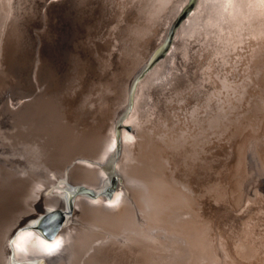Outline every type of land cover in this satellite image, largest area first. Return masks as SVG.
I'll use <instances>...</instances> for the list:
<instances>
[{
	"label": "rangeland",
	"instance_id": "374dc122",
	"mask_svg": "<svg viewBox=\"0 0 264 264\" xmlns=\"http://www.w3.org/2000/svg\"><path fill=\"white\" fill-rule=\"evenodd\" d=\"M69 2L0 0V96L41 90L48 73L62 68L56 53L49 50L52 38L69 45L73 54L67 56L64 47L59 49L70 65L68 75L63 74L66 79L58 78L57 89L67 93L72 90L67 85L81 82L74 104L66 111L72 127L64 138L58 129L53 130L55 138L43 137V157H31L17 148L0 158V218L14 222L24 210L41 203L52 210L44 218L61 213L62 224L73 212L69 233L106 239L112 250L103 255L106 264H264V0H195L157 60L191 0H84L60 13ZM43 17L49 24L44 32L38 21ZM77 44L89 45L86 54ZM135 78L139 79L132 89ZM54 113L59 114V109ZM116 121H120L117 159L123 155L125 140L129 156L146 179L134 183L137 191L130 205L137 214L130 210L125 214L132 227L114 228L116 224L109 222L112 212L88 192L66 198L67 205L73 203L72 212L53 210L52 205L63 199L55 200L62 196L58 190L46 193L55 184L48 185L51 178L74 180L72 190L100 188L102 197L112 199L123 172L108 166L112 177L103 187L99 171L69 170L89 158L67 160L84 151L93 154L95 138L108 158ZM13 144L12 139L10 148ZM103 162L94 160L98 166ZM66 168L67 176L51 175ZM93 182L97 184H89ZM19 204L23 208L12 211ZM113 212L119 219L122 209ZM51 219L44 222H54ZM74 243L70 253L62 243L49 250V254L63 253L55 264L80 261L83 247L77 240ZM102 246H107L105 241L98 245ZM97 256L94 264H101Z\"/></svg>",
	"mask_w": 264,
	"mask_h": 264
},
{
	"label": "bare ground",
	"instance_id": "6f19581e",
	"mask_svg": "<svg viewBox=\"0 0 264 264\" xmlns=\"http://www.w3.org/2000/svg\"><path fill=\"white\" fill-rule=\"evenodd\" d=\"M84 0H70L68 5H64L65 7L60 10V13L63 12L66 9H71L76 6L77 4H80ZM230 1V0H229ZM252 2V1H250ZM199 3V2H198ZM208 3V2H207ZM232 3V2H231ZM235 4V3H232ZM232 4L230 5L232 7ZM47 5V4H46ZM199 5V4H198ZM228 6V3H227ZM229 6V7H230ZM228 8V7H226ZM225 9V8H224ZM229 9V8H228ZM241 9V8H240ZM226 10V9H225ZM230 10V9H229ZM68 11V10H66ZM92 11V10H91ZM239 11V10H238ZM60 13L57 15V17L60 15ZM89 13V12H88ZM232 13V12H231ZM194 14V13H193ZM186 21L187 22L192 19V16ZM66 15V14H65ZM249 18V17H248ZM78 19V18H77ZM178 19H180L178 17ZM176 20V22L178 21ZM40 23V26L43 27V32L46 29V27H49L48 20L46 17H43V20H38ZM37 21V22H38ZM62 21V20H60ZM96 21V20H95ZM264 22V21H263ZM185 24V23H184ZM183 24V25H184ZM32 25V24H31ZM95 25V24H94ZM30 26V25H29ZM33 26V25H32ZM238 28V27H237ZM96 29V28H95ZM36 31V29H34ZM56 30V29H55ZM181 30V29H179ZM178 30V31H179ZM32 31V30H31ZM168 32L170 30H167ZM175 31V30H174ZM173 31V32H174ZM33 32V31H32ZM180 31L178 32V34ZM167 33H165L166 35ZM171 34V31L169 33V36ZM173 34V33H172ZM171 34V36H172ZM177 34V35H178ZM168 36V38H169ZM77 37V36H76ZM167 38V37H166ZM61 43L58 41V38H52L50 41L49 50L52 54L56 53V57L59 58L60 60V66L62 67L59 70L52 71L48 76L46 84H44L43 89L39 90L36 89L34 91H31L30 93H24L22 94L20 91L18 94L14 93L15 91H10L11 93H7L8 95L5 97L0 96V148L6 151H0V158L5 157L7 152L12 150L15 151L17 148L20 150H23V153L29 154L31 153V157L36 155V156H41L43 157V137L45 139H51L55 138V135L53 134V130H57V133L60 134L63 138L69 133L70 128L72 127L69 122L66 119V114L69 111V108L74 104L75 100L72 99L75 95H77L78 90L81 87V82L80 84L78 83H73L72 85H67L66 88L72 87V90L70 92H67L62 88H58V78L61 76V78L66 79L63 74L68 75L69 73V63L66 62L61 57V53L59 51L60 48L65 50V55L69 56L72 54V49L69 47V45H66L64 43ZM78 45V50L86 54V51L89 47L87 44H77ZM247 49V48H246ZM43 52V47L40 49ZM77 50V49H76ZM244 50V49H243ZM78 54H80L78 52ZM248 54V53H247ZM251 54V53H249ZM73 55V54H72ZM81 55V54H80ZM252 55V54H251ZM66 56V57H67ZM250 56V55H249ZM65 58V57H64ZM250 63V62H249ZM254 63V62H253ZM83 64V63H81ZM23 66V65H22ZM46 66V65H45ZM151 64L149 65V67ZM158 66V65H157ZM156 66V67H157ZM79 67V66H78ZM77 67V68H78ZM147 67L146 70L149 69ZM49 68V67H48ZM64 68V69H63ZM257 68V67H256ZM20 69V68H19ZM51 69V68H50ZM49 69V70H50ZM76 69V68H75ZM30 70V69H29ZM25 71V70H24ZM32 71V70H31ZM36 71V70H35ZM44 71V70H43ZM143 71V70H142ZM236 71V70H235ZM260 71V70H259ZM27 72V71H26ZM37 72V71H36ZM245 73V72H244ZM33 74V72H32ZM140 74V73H139ZM138 74V75H139ZM20 75V74H19ZM27 75V74H26ZM137 75V76H138ZM222 76V75H221ZM264 76V75H263ZM141 77V76H140ZM139 77V78H140ZM32 78V77H31ZM137 78V77H136ZM136 78L133 80L132 83V89L137 83ZM221 78V77H220ZM258 79V78H257ZM261 79V78H260ZM32 80V79H31ZM259 80V79H258ZM257 81V80H256ZM63 82V81H62ZM68 82V81H66ZM31 83V82H30ZM213 83V82H211ZM259 83V82H258ZM36 84V83H35ZM233 84V83H232ZM258 85V84H257ZM26 86V85H25ZM39 88V87H38ZM65 88V87H64ZM239 88V87H238ZM30 89V88H28ZM176 89V88H175ZM11 90V89H10ZM248 91V90H247ZM215 92V91H214ZM239 92V91H238ZM174 94V93H173ZM235 94V93H234ZM31 95L33 97H31ZM27 96H30L31 98H28ZM208 96V95H207ZM23 97H26V99H22ZM131 97V96H130ZM75 98V97H74ZM135 98V97H134ZM131 99V98H130ZM208 99V98H207ZM226 101V100H224ZM229 101V100H228ZM211 102V101H210ZM209 102V103H210ZM254 102V101H253ZM66 105H65V104ZM173 103V102H172ZM256 104V103H255ZM211 105V104H210ZM222 106V105H221ZM224 106V105H223ZM83 107V106H82ZM87 108V107H86ZM170 108V107H169ZM37 109V112L35 113L34 110ZM56 109H59V114H55L54 111ZM205 109V108H204ZM212 109V108H211ZM67 111V112H66ZM87 112V110H86ZM230 112V111H229ZM228 112V113H229ZM233 112V111H232ZM240 112V111H238ZM257 112V111H256ZM69 113V112H68ZM80 113V112H79ZM19 114V115H18ZM29 114V116L27 115ZM217 114V113H216ZM219 114V113H218ZM18 115V116H16ZM88 115V114H87ZM234 115V114H233ZM255 115V113H254ZM121 116V115H120ZM231 116V115H230ZM241 116V115H240ZM239 116V117H240ZM107 117V116H106ZM235 117V116H234ZM244 117V116H243ZM246 117V116H245ZM260 117V116H259ZM29 118V119H28ZM108 118V117H107ZM119 118V117H118ZM117 118V120H118ZM188 118V117H187ZM229 118V117H228ZM73 119V118H72ZM75 119V118H74ZM182 119V118H181ZM220 119V118H219ZM110 120V118H109ZM72 121V120H71ZM111 121V120H110ZM214 121V120H213ZM244 122V121H243ZM255 122V121H254ZM117 125H112L113 126V132L115 134V137L113 138L112 142L110 143V152H109V157L102 155L103 151L101 150V141H99L97 138L92 140V144L94 148L96 149L95 152H80L77 155H73L72 159H68L67 162L74 161L77 157H83V158H89L86 159L92 164H90L88 161H83L79 160L76 162L75 167L70 168L69 170H72L73 172L79 171L77 167H83L81 172L83 174H88L93 171H99L100 173V181L103 183V187L106 186V179L109 177L111 179V174L109 172V168L111 166L115 167V169L123 172V177L119 183V187L116 190V193H114L113 197L111 200L108 198L102 197V191L100 188L97 190H87V187H79L69 189V186L72 185L74 180H67V179H59L58 176H67V171L68 169L66 168L63 173H56L53 172L51 175L55 176L58 178L56 181L51 178L48 182V185L55 183L54 186L51 188L47 189L49 192H55V190H58L62 194V196H56V201H61V198L63 199L62 203H57L52 205L56 210H64L66 208H69L70 211H73V203H70V205H67L66 203V198L72 197L74 193H79V192H88L89 194H92L93 196H96V198H101L100 199V204L103 206L105 210H108L112 212L109 216V222H112V224H116V227L114 228H124L127 225H131V220L130 218L126 219L125 214L130 210L134 215L137 214L136 210L133 209L130 205V203L133 201L135 198L134 196V190L135 189V180L137 181H146L144 172L141 170L139 167V164H137L134 161V157L129 156L128 151H129V144L123 140L122 146V156L121 158L117 159L120 156L119 152V123L120 121H116ZM98 125V124H97ZM105 128V127H103ZM230 129V128H229ZM244 129V128H243ZM222 130V129H221ZM149 133V132H148ZM263 133V132H262ZM113 134V135H114ZM128 134V132H127ZM140 134V133H139ZM91 135V134H90ZM6 136L8 138H6ZM218 136V135H217ZM94 137V136H93ZM108 137V136H107ZM117 137V139H116ZM216 137V136H215ZM192 138V137H191ZM220 138V137H219ZM264 138V137H263ZM13 139L14 144L10 148V142ZM60 137L58 136V140ZM4 140L6 143L1 144V141ZM10 140V141H9ZM173 141V140H172ZM255 141V140H253ZM189 142V141H188ZM91 143V142H90ZM145 144V141H144ZM136 145V144H134ZM18 146V147H16ZM90 146V145H88ZM184 146V145H183ZM217 146V145H216ZM254 146V145H253ZM85 147V146H84ZM91 148V147H90ZM178 148V147H177ZM183 148V147H182ZM188 148V147H187ZM191 148V147H190ZM198 148V147H197ZM228 148V147H227ZM85 149V148H84ZM186 149V148H185ZM189 149V148H188ZM262 149V148H261ZM229 150V149H228ZM147 151V149H146ZM181 151V150H180ZM190 151V149H189ZM124 152V153H123ZM187 152V151H186ZM255 152V151H254ZM13 153V152H12ZM189 153V152H188ZM211 154V153H210ZM167 155V154H166ZM221 155V154H220ZM145 156V155H144ZM176 156V155H174ZM232 156V155H231ZM157 158V157H156ZM92 159L93 161H91ZM101 159L104 161V164H101L100 166L94 164V160H99ZM159 160V159H158ZM179 160V159H178ZM263 160V159H262ZM66 162V163H67ZM100 162V161H98ZM112 162V163H111ZM183 162V161H182ZM199 162V161H198ZM201 162V161H200ZM217 162V161H216ZM107 163L109 165H107ZM178 163V162H177ZM194 163V162H193ZM214 163V162H213ZM73 164V163H72ZM71 164V166H72ZM145 164V163H143ZM14 165V164H13ZM148 165V164H147ZM195 165V164H194ZM206 165V164H204ZM214 165V164H213ZM212 165V166H213ZM109 166V168H108ZM153 166V165H152ZM145 168V167H143ZM195 168V167H193ZM200 168V167H199ZM202 169V168H201ZM207 169V168H206ZM263 170V169H262ZM116 171V170H115ZM198 171V170H197ZM215 171V170H214ZM169 172V171H168ZM200 172V171H199ZM198 172V173H199ZM113 173V172H112ZM180 174V173H179ZM155 175V174H154ZM221 175V174H220ZM111 176V177H110ZM121 177V174H119ZM153 176V175H152ZM176 176V175H175ZM186 176V175H185ZM168 177V176H167ZM166 177V179H168ZM214 177V176H213ZM251 177V176H250ZM188 179V178H187ZM17 181V179H14ZM115 180V179H114ZM180 180V179H179ZM70 181V182H69ZM99 181V183H100ZM142 181V182H143ZM189 181V180H188ZM77 183H80L76 181ZM247 182V181H246ZM85 183V182H84ZM261 183V182H260ZM89 184H94L96 185L97 183H89ZM55 186L60 187V188H55ZM67 186V187H63ZM71 186V187H72ZM133 187V190H132ZM91 189V188H90ZM151 193L156 197L157 193L152 189L151 187ZM162 190V189H161ZM75 191V192H74ZM137 191V190H136ZM135 191V192H136ZM165 192V191H164ZM227 192V191H226ZM162 193V192H161ZM175 193V192H174ZM173 193V194H174ZM59 195V194H58ZM228 195V194H227ZM78 196H83L79 194ZM77 196V197H78ZM159 196V195H158ZM157 196V197H158ZM238 196V195H237ZM173 197V196H172ZM216 197V196H215ZM52 198V196L50 197ZM171 198V196H170ZM219 198V197H218ZM83 200H86L87 202H92L86 197H82ZM215 199V198H214ZM77 200V198H76ZM163 200V199H162ZM181 200V199H180ZM204 201V200H203ZM217 201V200H216ZM221 201V200H220ZM129 202V203H128ZM213 202V201H212ZM77 203V202H76ZM125 203V204H124ZM204 203V202H203ZM210 203V202H208ZM214 203V202H213ZM218 203V202H217ZM119 204V205H118ZM180 204V203H179ZM112 205H115L114 208H111ZM48 206V205H47ZM193 206V204H192ZM204 206V205H203ZM222 206V205H221ZM23 208V206H21ZM20 207V204L12 208V211L15 213L19 212L22 208ZM190 207V206H189ZM198 207V206H197ZM232 207V206H231ZM230 207V208H231ZM117 208L122 209V214L119 216L113 212L116 211ZM165 209V208H164ZM246 210V209H245ZM52 210L45 205H42V203L39 205L38 208H33L30 211L29 210H24L18 220L12 222L8 218L2 219L0 218V235H2V238H0V264H55V262H58L60 258L64 257L63 253L60 254H49V250L53 247H57L60 243L62 246V249L65 251H69L72 246V242L74 243V240H77L78 243L81 245L79 247H83V253L80 258V261L77 263L73 264H94L96 262V256L99 255V259L97 263L101 261L102 263L107 262L106 259H104L103 255L107 254V251L111 252L112 250H108L109 248V243L105 239V243L107 246H102L101 248L98 247L99 244L103 243L104 241H101L102 237H97V238H86L84 235L81 234H75L72 235L71 232L69 233V230H71L73 221H74V213L72 212L71 216H69L62 224L57 227L55 234L53 237L49 238L44 234V230H47L46 232L53 231V226H55L54 222L52 223H46L45 225H50V226H41L40 223L43 221L42 219L46 214L51 212ZM181 211V210H180ZM235 211V210H234ZM30 212V215H32V218L28 219V213ZM62 212V211H61ZM165 212V211H164ZM192 212V211H191ZM229 212V211H227ZM241 212V211H240ZM251 212V211H250ZM178 213V212H177ZM191 214V213H189ZM224 214V212H223ZM222 214V215H223ZM232 214V213H231ZM238 214V213H237ZM162 215V214H161ZM240 215V214H239ZM247 215V214H246ZM161 217V216H160ZM220 217V216H219ZM224 217V216H223ZM247 217V216H246ZM210 218V217H209ZM228 218V217H227ZM245 218V217H244ZM256 218V216H255ZM45 219V218H44ZM200 219V218H199ZM219 219V218H218ZM234 219V218H233ZM257 219V218H256ZM259 219V218H258ZM2 220V221H1ZM226 220V219H225ZM245 220V219H244ZM233 221V220H232ZM207 222V221H206ZM209 222V221H208ZM217 222V221H216ZM259 222V221H258ZM182 223V222H181ZM39 224V225H38ZM141 224V223H140ZM261 225V224H260ZM41 226V228H40ZM123 226V227H121ZM157 226V225H156ZM200 226V225H199ZM204 226V225H203ZM209 226V225H208ZM109 227L112 228L111 224H109ZM131 227L127 228V230H131ZM190 227V226H189ZM39 228V230H38ZM201 228V227H200ZM217 228V227H216ZM256 228V227H255ZM113 229V228H112ZM155 229V228H154ZM188 229V228H187ZM251 229V228H250ZM116 230V229H114ZM153 230V229H152ZM156 230V229H155ZM243 230V229H242ZM42 231V232H40ZM117 231V230H116ZM165 231V230H164ZM202 231V230H201ZM68 232V233H67ZM177 232V231H176ZM152 233V231H151ZM204 233V231H203ZM233 233V232H232ZM138 234V233H137ZM181 234V233H180ZM168 235V234H167ZM174 235V234H173ZM107 236V235H105ZM181 236V235H180ZM213 236V235H212ZM239 236V235H238ZM155 237V236H154ZM199 237V236H197ZM139 238V237H137ZM195 238V237H194ZM242 238V237H241ZM250 238V237H249ZM247 238V239H249ZM179 239V238H178ZM200 239V238H199ZM99 240L100 243H96L95 241ZM164 240V239H163ZM139 241V240H137ZM180 241V240H179ZM85 242V243H83ZM141 242V241H139ZM250 242V239H249ZM132 243V241H131ZM75 244V243H74ZM129 244V242H128ZM189 244V243H188ZM193 244V243H192ZM201 244V243H199ZM253 244V243H252ZM96 245V246H95ZM130 245V244H129ZM202 245V244H201ZM136 246V245H135ZM141 246V245H140ZM243 246V245H242ZM146 247V246H145ZM144 247V248H145ZM247 247V246H244ZM112 248V247H110ZM142 248V247H141ZM171 248V247H170ZM182 248V247H181ZM211 248V247H210ZM44 249V250H43ZM61 249V250H62ZM82 249V248H81ZM113 249V248H112ZM183 249V248H182ZM203 249V248H202ZM242 249V248H241ZM124 250V249H123ZM147 250V249H146ZM150 250V248H149ZM204 250V249H203ZM239 250V249H236ZM166 251V250H165ZM240 251V250H239ZM262 251V250H261ZM201 252V251H200ZM220 252V251H219ZM226 252V251H225ZM247 252V251H246ZM249 252V251H248ZM103 253V254H102ZM112 253V252H111ZM148 253V252H147ZM175 253V252H174ZM251 253V252H250ZM102 254V255H101ZM172 254V253H171ZM176 254V253H175ZM135 255V254H134ZM146 255V254H145ZM153 255V254H152ZM227 255V254H226ZM248 255V254H247ZM264 255V254H263ZM129 256V255H128ZM141 256V255H140ZM229 256V255H228ZM163 258V257H161ZM175 258V257H174ZM246 258V257H245ZM165 259V258H163ZM169 260H173L169 259ZM176 260V259H175ZM263 260V259H262ZM168 262V261H167ZM236 262V261H235ZM165 263V262H164ZM240 263V262H239ZM61 264H64L63 262ZM126 264V263H125ZM233 264V263H232ZM245 264V263H244Z\"/></svg>",
	"mask_w": 264,
	"mask_h": 264
},
{
	"label": "water",
	"instance_id": "95a60500",
	"mask_svg": "<svg viewBox=\"0 0 264 264\" xmlns=\"http://www.w3.org/2000/svg\"><path fill=\"white\" fill-rule=\"evenodd\" d=\"M194 3H195V0H191V2L183 9L182 13L179 16L180 19H178V21L174 23V25H173V27L171 29V34L177 28V26L179 25V23L185 17L188 16V13L193 8L192 6H193ZM171 34L169 36V39H168L167 43L164 45V47L161 49V51L156 55V57L154 58V60H157L160 56H162L165 53V51L168 48V45H169V43L171 41ZM50 216H52V218L54 219V223L53 224L55 226H53V231L46 232L47 230H44V234L46 236H48L49 238H51V237L54 236L57 227L60 225V223L63 220V215L61 213H57V212L51 213V215L49 214L48 217H46V219L43 220V227L46 224V222H44V221H46ZM53 219H51V220H53Z\"/></svg>",
	"mask_w": 264,
	"mask_h": 264
}]
</instances>
